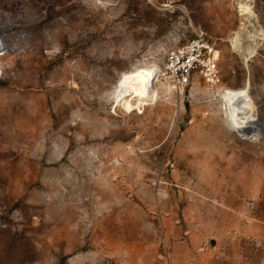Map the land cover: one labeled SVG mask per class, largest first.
I'll use <instances>...</instances> for the list:
<instances>
[{
	"label": "rangeland",
	"instance_id": "rangeland-1",
	"mask_svg": "<svg viewBox=\"0 0 264 264\" xmlns=\"http://www.w3.org/2000/svg\"><path fill=\"white\" fill-rule=\"evenodd\" d=\"M248 5L245 63L235 0H0V264H264V0ZM196 31L216 93L162 75ZM149 66L157 100L116 104ZM228 99L255 139L227 128Z\"/></svg>",
	"mask_w": 264,
	"mask_h": 264
},
{
	"label": "bare ground",
	"instance_id": "bare-ground-1",
	"mask_svg": "<svg viewBox=\"0 0 264 264\" xmlns=\"http://www.w3.org/2000/svg\"><path fill=\"white\" fill-rule=\"evenodd\" d=\"M235 1H237L241 22L231 38V46L233 51L243 59V62L247 63L249 59L256 55L257 43L262 39L263 34L256 28L254 14L248 5L249 0ZM159 73V69L155 66H149L137 69L129 75H124L116 87V104L120 103L125 97H132L137 105H152L157 100V91L155 92L154 84ZM226 104L227 128L243 140L255 139L257 136L255 127L238 121L239 117L246 118V115L242 111L239 114L236 113L232 99L226 100Z\"/></svg>",
	"mask_w": 264,
	"mask_h": 264
},
{
	"label": "built area",
	"instance_id": "built-area-1",
	"mask_svg": "<svg viewBox=\"0 0 264 264\" xmlns=\"http://www.w3.org/2000/svg\"><path fill=\"white\" fill-rule=\"evenodd\" d=\"M218 54L205 34L196 31L193 37L167 52L162 75L172 90L181 92L192 84L193 77L198 74L206 87L216 93L221 85Z\"/></svg>",
	"mask_w": 264,
	"mask_h": 264
}]
</instances>
